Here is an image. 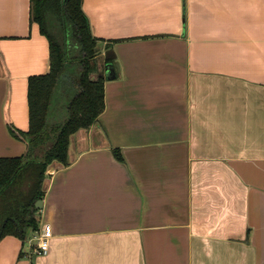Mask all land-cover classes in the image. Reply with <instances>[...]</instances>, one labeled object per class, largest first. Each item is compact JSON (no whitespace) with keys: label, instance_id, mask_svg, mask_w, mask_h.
I'll list each match as a JSON object with an SVG mask.
<instances>
[{"label":"crops","instance_id":"obj_1","mask_svg":"<svg viewBox=\"0 0 264 264\" xmlns=\"http://www.w3.org/2000/svg\"><path fill=\"white\" fill-rule=\"evenodd\" d=\"M82 9L105 109L48 167V254L31 253L33 232L5 236L0 264H264V0ZM50 68L31 1L0 0V159L26 154L10 128L29 131V79Z\"/></svg>","mask_w":264,"mask_h":264},{"label":"trees","instance_id":"obj_2","mask_svg":"<svg viewBox=\"0 0 264 264\" xmlns=\"http://www.w3.org/2000/svg\"><path fill=\"white\" fill-rule=\"evenodd\" d=\"M30 1L31 20L50 43L51 68L47 75L29 79V131L10 128L26 142V154L0 159V240L15 236L25 241L29 233L39 231L36 203L45 195L48 167L69 164L72 137L88 130L105 109V79L92 78L100 49L83 12V0ZM71 38L78 47L74 56L66 45ZM108 61L114 64L115 58Z\"/></svg>","mask_w":264,"mask_h":264},{"label":"built area","instance_id":"obj_3","mask_svg":"<svg viewBox=\"0 0 264 264\" xmlns=\"http://www.w3.org/2000/svg\"><path fill=\"white\" fill-rule=\"evenodd\" d=\"M31 253L34 255L42 256L47 255L49 252V238L45 235L38 232L34 233L33 239L31 240Z\"/></svg>","mask_w":264,"mask_h":264},{"label":"water","instance_id":"obj_4","mask_svg":"<svg viewBox=\"0 0 264 264\" xmlns=\"http://www.w3.org/2000/svg\"><path fill=\"white\" fill-rule=\"evenodd\" d=\"M113 73V76H111V74ZM114 69L113 67L111 66H108L107 67V77L110 78V77H114ZM68 163H70V156L68 157ZM42 205H43V202L42 200H39L37 203H36V208L40 209L42 208Z\"/></svg>","mask_w":264,"mask_h":264},{"label":"rangeland","instance_id":"obj_5","mask_svg":"<svg viewBox=\"0 0 264 264\" xmlns=\"http://www.w3.org/2000/svg\"><path fill=\"white\" fill-rule=\"evenodd\" d=\"M57 27V30H58V26H56ZM72 39V38H71ZM71 42H72V44L74 43V41H73V39L71 40Z\"/></svg>","mask_w":264,"mask_h":264}]
</instances>
